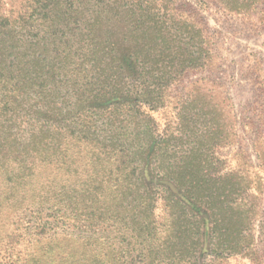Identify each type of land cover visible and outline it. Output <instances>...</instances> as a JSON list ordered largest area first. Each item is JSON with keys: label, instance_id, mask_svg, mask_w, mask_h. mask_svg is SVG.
Listing matches in <instances>:
<instances>
[{"label": "trees", "instance_id": "1", "mask_svg": "<svg viewBox=\"0 0 264 264\" xmlns=\"http://www.w3.org/2000/svg\"><path fill=\"white\" fill-rule=\"evenodd\" d=\"M188 1L200 8L216 5L224 15L249 21L258 14V0ZM176 2L24 0L9 15L0 8V213L8 201L30 200L39 189V198H55L58 211L64 206L75 213L61 219L63 225L96 214L98 219L121 211L135 214L134 243L126 250L131 264L253 258L263 182L251 184L236 173L211 174L200 165L199 151L185 158L189 166L160 172L149 166L165 153L166 140L154 137L148 112L165 108L169 89L193 67L200 71L210 63L206 31L176 16ZM211 120L204 137L219 136L221 124L213 123L214 116ZM127 134L134 135L136 149L125 145ZM70 149L68 161L76 166L64 163ZM47 151L60 166H36ZM258 159L264 166V149ZM46 172L56 179L38 188L32 179ZM89 200L94 208L85 207ZM157 202L163 204L164 225L156 224ZM59 240L43 239L41 264H78L89 253L88 238L70 239L81 249L63 252ZM117 254L111 248L104 256L115 261ZM89 262L105 264L96 255Z\"/></svg>", "mask_w": 264, "mask_h": 264}, {"label": "rangeland", "instance_id": "2", "mask_svg": "<svg viewBox=\"0 0 264 264\" xmlns=\"http://www.w3.org/2000/svg\"><path fill=\"white\" fill-rule=\"evenodd\" d=\"M23 1L0 0L1 12L6 15L14 14ZM256 8L257 16L249 21L224 15L216 5L208 4L200 8L188 0H177L174 14L193 24L196 30L203 28L206 31L210 63L200 71L193 67L192 72L169 89L166 107L148 112L152 119L154 137L166 140L165 153L153 157L149 165L154 166L157 172L174 170L176 166H189L190 160L185 158H190L193 151H199L202 153L200 165L206 167L211 174L219 173L223 177L236 173L251 184L257 181L264 183V166L258 159L264 149V0H258ZM82 9L78 8V11L85 14ZM184 101L190 105L183 104ZM190 101L193 103H189ZM60 107L62 111L68 109L67 104ZM60 107L58 106L59 109ZM212 111H216L213 123L221 124L217 129L219 136L216 132L215 135L204 137L202 132L206 123L212 122ZM65 123L62 122L64 126ZM101 126L100 122L98 127ZM26 132L27 130L22 134L27 139ZM136 142L133 134H127L125 145L128 149H136ZM65 153L68 157L64 161L68 164L66 166H76L68 161L72 156L71 149ZM91 156L89 154L88 158ZM55 159L52 152H43L36 166H60L54 163ZM135 165L140 166L138 163ZM55 179L53 174L46 172L44 176H36L32 181L39 188L40 184L45 185ZM38 192L30 200L16 198L15 202L8 201V208L0 213V264H41L38 254L45 246L44 238L52 241L60 239L56 243L62 252L69 247L81 249L80 244L70 242V239L88 238L89 253L80 256L76 261L78 264H89V258L93 255L105 264L115 261L118 264L133 262L126 250L128 243H134L131 232L136 233V229L131 223L135 214L121 211L119 214L115 212L112 217L103 216L102 219H98L96 214L95 218L90 217L87 221L79 219L76 224L69 221L63 225L60 220L73 217L75 213L71 214L72 210L64 206L58 211L54 204L55 198L43 200L39 198ZM259 199L263 216L255 222L257 254L250 259L227 256L210 264H264V193ZM90 202L89 200L85 207L94 208V203ZM105 206L111 207L112 204L107 202ZM99 207L100 210H105L101 204ZM163 209V204L157 202L154 209L156 224H165ZM163 228L162 226L160 230ZM43 230H48L46 235H42ZM111 248L118 250V260L114 261L112 256H104ZM69 261L59 260L56 264H67ZM134 263L142 264L138 261ZM206 263L209 264V260Z\"/></svg>", "mask_w": 264, "mask_h": 264}]
</instances>
